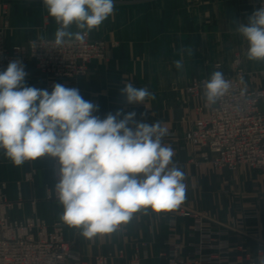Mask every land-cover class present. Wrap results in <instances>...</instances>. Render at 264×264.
<instances>
[{
	"label": "crops",
	"instance_id": "1",
	"mask_svg": "<svg viewBox=\"0 0 264 264\" xmlns=\"http://www.w3.org/2000/svg\"><path fill=\"white\" fill-rule=\"evenodd\" d=\"M12 1L6 24L0 17L6 47L36 38H55L59 25L49 16L42 0ZM254 2L114 0L113 14L88 34L91 40L104 42L103 58L92 60L87 73L72 84L59 83L79 89L85 100L98 105L94 115L101 119L117 111L122 113L120 118L135 112L136 121L149 125L159 122L167 129L162 145L173 149V164L185 177V199L177 208L160 212L141 209L113 233L88 239L81 235L82 229L61 220L64 208L55 190L59 182L57 160L44 156L17 167L6 157L4 149H0V191L5 200L20 202L9 216L23 221L35 209L49 230L61 229L62 237L83 261L107 256V264H131L133 259L138 264H165L173 238L179 245L180 256L187 261L212 257L211 262L200 264H261L264 261V174L243 166L234 170L214 169L194 155L184 134L194 120L206 117L213 106L206 104L205 89H200L197 95L185 91L188 81L183 82V75L186 78L189 73H197L193 70L196 66L183 64L177 69L174 65L166 70L181 78L157 81L151 78L161 70L155 66L159 58H202L204 42L210 43L212 51L217 53L218 42L231 43L234 36L242 37L237 26L247 24L251 15L248 11L254 10ZM228 9H237L246 15L231 16ZM70 30L77 31L74 26ZM247 49L232 43L221 53L225 59L229 50H242L246 54ZM259 64V69L248 72L245 85L250 90L264 88V62ZM24 66L27 86L52 91L53 85L32 61L25 62ZM212 74L213 71L206 73L208 81ZM128 83L146 88L155 98L148 97L142 104H128L121 94ZM169 133L175 138H167ZM31 172L32 176L26 180ZM193 214L201 217L202 229L210 230L208 238L205 236L208 232L197 230Z\"/></svg>",
	"mask_w": 264,
	"mask_h": 264
},
{
	"label": "clouds",
	"instance_id": "2",
	"mask_svg": "<svg viewBox=\"0 0 264 264\" xmlns=\"http://www.w3.org/2000/svg\"><path fill=\"white\" fill-rule=\"evenodd\" d=\"M42 3L59 25L56 46L73 39L83 42L114 12V0ZM73 26L77 31L70 30ZM237 29L248 44L247 58L264 62V6ZM174 63L177 69L183 67L180 60ZM26 76L20 60L0 72V149L17 167L44 156L57 160L55 190L65 224L82 229L81 235L91 239L113 233L141 209L169 211L184 201V173L173 164V149L162 145L167 129L159 122H138L135 112L120 118L121 111L101 119L94 115L99 106L85 100L79 89L56 83L49 92L27 86ZM229 88L223 73L214 72L205 85L206 104L215 105ZM121 94L128 104L155 98L132 83Z\"/></svg>",
	"mask_w": 264,
	"mask_h": 264
},
{
	"label": "built area",
	"instance_id": "3",
	"mask_svg": "<svg viewBox=\"0 0 264 264\" xmlns=\"http://www.w3.org/2000/svg\"><path fill=\"white\" fill-rule=\"evenodd\" d=\"M262 6L264 0H258V7ZM54 40L36 38L7 48L0 31V72L6 70L11 61L20 60L23 65L32 61L50 85H70L87 73L92 60L104 56V42L91 40L88 35L83 42L73 39L63 46H56ZM220 66L215 64L216 68ZM223 75L230 82L228 93L210 107L206 117L193 121L184 139L194 155L214 169L234 170L243 166L264 174V88L250 90L246 87L244 79L247 74L238 59L232 60L231 67ZM207 82L205 78H195L185 86V91L197 95L200 89H205ZM167 138L175 137L169 133ZM32 173L26 175V180ZM19 206L20 202L5 200L0 191V264H107V256L83 261L62 237L61 229L54 227L49 230L35 209L23 221L10 217V211ZM193 216L197 230L208 232L205 234L208 238L210 230L202 229L201 217ZM170 246L165 264L211 262L212 257L183 259L173 238ZM197 252L201 255V250ZM131 264H138L137 259H133Z\"/></svg>",
	"mask_w": 264,
	"mask_h": 264
},
{
	"label": "rangeland",
	"instance_id": "4",
	"mask_svg": "<svg viewBox=\"0 0 264 264\" xmlns=\"http://www.w3.org/2000/svg\"><path fill=\"white\" fill-rule=\"evenodd\" d=\"M255 2H254L255 5L253 7L254 10L248 11V13L252 14L255 10L259 9L258 0H255ZM11 3H13L12 0H0V17H1V19H4L5 24L7 21V13L9 10V5ZM242 12L243 11H240L237 9H228V11H227L228 14H230L231 16H236V17L237 16L241 17L240 15H242V16L246 15V14H242ZM220 20H222L221 17H220ZM245 20H247V18H245ZM5 24H3V26H5ZM0 31L2 32L1 28H0ZM2 37H3V35H2ZM241 38L242 37L237 38V36H234V40L232 39L231 43L218 42L217 43L218 46L214 44L219 49V50H217V53L215 51H212V49L210 47V43L204 42L203 43L204 57H202V58H196V59L195 58H181V59L180 58H176V59L159 58V59H157L155 66L160 67L161 70L157 74H152L151 78H154V80H156V81L161 80L163 78H168V79L173 80L175 78V76H178L181 78V75H171L169 73H166L167 69H169V68H171V66L175 65V63H174L175 61L180 60L182 62V64H184L188 67L196 66L195 68H193V70L196 69L195 71H198L197 73L194 72V73L187 74L186 78H185V75H183L184 76L183 82L185 83L188 81V84H189L196 77H203V78L207 79V77H209V75H206V73H208L209 71H213V73L215 70L220 71L222 73L226 72L231 67L232 60L238 59L240 61L241 65L243 66L244 70L246 71L247 76L244 79V82H246V78L248 77V72L249 73H250V71L254 72L257 69H259L260 68L259 67L260 61H251L247 58V55H246L247 53L245 54V52L242 50L246 51V49L248 48V44H247L246 40L242 41ZM31 40H33V39H31ZM31 40H28L26 42H29ZM3 43H4V41H3ZM25 43H21L18 45H23ZM232 43H234L236 46H239L242 50L239 52L238 51L234 52L233 50H229V53L225 56V59H223L224 56H222L223 53H221V52L223 50H225L228 46H230ZM7 48H9V47H7ZM100 59H102V58H100ZM97 60H99V59H97ZM223 60L225 61V64H223V62H222ZM218 63L221 66L219 68H216L215 64H218ZM199 64H201L200 67H198ZM201 70H202V72H200ZM197 79H200V78H197ZM188 84H186V85H188Z\"/></svg>",
	"mask_w": 264,
	"mask_h": 264
}]
</instances>
